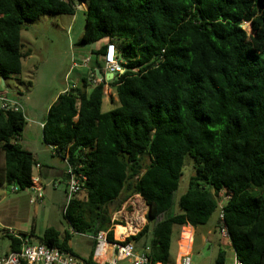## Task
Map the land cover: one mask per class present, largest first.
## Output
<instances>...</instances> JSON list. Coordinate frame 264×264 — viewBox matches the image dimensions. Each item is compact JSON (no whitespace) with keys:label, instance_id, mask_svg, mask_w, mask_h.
Segmentation results:
<instances>
[{"label":"trees","instance_id":"obj_1","mask_svg":"<svg viewBox=\"0 0 264 264\" xmlns=\"http://www.w3.org/2000/svg\"><path fill=\"white\" fill-rule=\"evenodd\" d=\"M81 4L77 44L113 42L123 72L97 84L82 78L47 111L44 143L84 178L62 211L69 229L105 231L112 241L118 222L110 209L139 195L146 223L125 241L147 248L152 264H169L174 228L206 224L223 191L235 257L264 264V0H0V77L21 73L26 22L74 15ZM105 83L118 102L108 111L101 109ZM25 123L21 111L0 109V184L18 190L33 184L37 164L17 143ZM187 159L192 174L176 196ZM19 233L6 234L9 250L29 236ZM70 238L49 227L37 243L79 258ZM82 260L95 264L92 256ZM225 262L219 249L215 264Z\"/></svg>","mask_w":264,"mask_h":264},{"label":"rangeland","instance_id":"obj_2","mask_svg":"<svg viewBox=\"0 0 264 264\" xmlns=\"http://www.w3.org/2000/svg\"><path fill=\"white\" fill-rule=\"evenodd\" d=\"M83 5L81 4L77 8L74 15L43 14L35 22H26L25 28L21 31L20 40L24 45L23 49L26 48L28 50V53L24 52L27 56L22 58L20 74L8 77L3 83L0 78V93H3L6 98L21 104L22 113L27 122L29 121L28 111L33 113L38 112L54 95L57 88L72 85L78 74L80 75L83 72L81 68L72 65L73 61L78 63L82 59V51H87L90 46L94 47L98 44L97 42L88 45L77 44L85 23V5ZM242 27L247 31L249 30L248 23H244ZM68 69H70L71 73L64 78V73ZM104 94L106 102H103L101 106L102 111H108L118 106V102L114 105L108 102L109 98L115 97L112 88L104 89ZM21 139L28 140L23 142L20 140L22 147H31L40 150L43 167L51 164L57 170H66V163L59 156H53L51 154V147L46 149L42 139L40 143L24 138L23 136ZM191 167V161L187 159L184 164V175L180 179L176 196L180 195L186 189L187 177L192 174ZM33 174L36 175L35 169H33ZM57 179L55 178L56 184ZM1 185L2 189L6 192H10L13 186ZM47 187V189L52 188L51 185ZM61 188H63L62 185L59 189ZM22 192L24 190L20 193ZM43 201L44 207L42 208L43 205L41 203ZM42 202L31 206V210L35 209V207L38 208L33 221L34 233L36 235L42 233L44 225H50L61 232L67 230L68 225L62 217L61 211L52 208L49 198L47 200L43 198ZM145 212V204L139 195L130 196L119 207L113 206L110 209L111 219L113 222H118V224L113 225L114 238H120L116 234L120 225H126L130 222L135 226H139ZM218 214L219 209L210 216L206 224L196 227L197 233L194 234L190 252L191 264H215L220 248L226 251L225 264L232 263V248L226 246L228 244L226 239H222L219 233ZM214 228L216 231L208 235L212 242L206 243L204 240H201V235L206 236L207 231L210 229L214 230ZM172 241L174 243V238ZM8 244L9 237L4 233H0V250L7 249Z\"/></svg>","mask_w":264,"mask_h":264},{"label":"crops","instance_id":"obj_3","mask_svg":"<svg viewBox=\"0 0 264 264\" xmlns=\"http://www.w3.org/2000/svg\"><path fill=\"white\" fill-rule=\"evenodd\" d=\"M106 42H107V39L100 40L99 42H97L98 44L95 45L94 47L90 46L87 51L81 52L83 54V56H82V59L78 63L73 61L72 65L81 68V70H83V72L80 73V75L78 74L75 81L69 87L79 86L82 82V78L88 79V78H90V75H91L93 70L95 72L97 71L95 60H98L102 64V70H101V73H99V74L102 76V78H104L105 74L108 73L106 70H104V65H103V54L105 52ZM22 45H23V43H22ZM23 47H24V45H23ZM23 47H22V51L25 53H28V50L26 48L23 49ZM100 48H102V52H103L102 56L96 57L94 52ZM25 56H27V55L25 54ZM25 56H24V58H25ZM85 59H88V61L84 63ZM70 69H68L64 73V78H66L68 76V74L71 73ZM95 74L97 76V73H95ZM112 77L109 76L108 80H110ZM104 80L106 82L108 81L105 78H104ZM4 81L5 80L3 79V82ZM69 87L66 86V87H62V88L61 87L57 88L54 95L47 101V103L45 104V106H43V108L41 110H38V112L33 113V112L28 111L29 121L28 122L26 121L23 131L21 132L20 136L17 138L18 144H20V140H21V142L28 141V140L21 139L22 136L24 138H28L29 140L37 141L38 143H40L41 139L43 140V125L45 122L47 111H48L49 107L52 105V103L56 100L57 96L60 93L64 92ZM106 88L107 89L111 88L108 85V83H105V85H104V89H106ZM13 100H15V99H13ZM103 102H106L105 94H104V97L102 100V104H103ZM108 102L111 105H114L115 103H117L116 95L114 98H109ZM43 143H44V141H43ZM44 145H45L46 149L50 148L49 145H47L45 143H44ZM22 148L25 149L26 151L32 153V155L37 160V164L33 167V169L36 170V175L33 174L32 186L37 187V188L41 187L42 191H43V198H46V200L49 198L51 200L52 208H54L55 210H60L61 214H62V211L64 210L63 208L65 206V200H66L67 176L65 174V171L64 170H57L55 168V166L51 165V164L43 167V163H42L43 161L41 162V158H40L41 153H40L39 149L31 148V147H22ZM51 154L53 156H57L53 152H51ZM2 163H3V154L0 153V166L2 165ZM55 178H58L56 181L57 184L55 183ZM49 185H51L52 188L47 189L48 188L47 186H49ZM61 185L63 188L59 189ZM21 191L22 190L12 192L10 190V192H6L4 189H2V185L0 184V231H2L0 233H4L5 235L6 234H12L14 236L19 237L20 236L19 232H24V233L29 234V236L26 238L28 241H30L32 243H37L38 242L37 236L42 235V233L44 232V230L46 228H49L52 226L44 225L42 233H38L39 235H36V233H34L33 221L36 217V211L38 208L35 207V209L31 210V206L33 204H37V203L42 202V200L40 202H37V203H30L29 199H30V197H32L34 195V192H32L28 189H24V192L20 193ZM41 204L43 205L42 206V208H43L44 207V201ZM145 207H146V205H145ZM146 211H147V207H146ZM66 223H67V221H66ZM145 223H146L145 215H143L142 222L139 224V226L133 225L135 228V231L131 232V234L128 233V235H133V234L137 233ZM67 225H68V223H67ZM52 228H54V227H52ZM196 229L197 228H194L190 225L182 226L179 229L177 227L174 228L173 237H172V240L174 238V243L171 240V247H170V259H171V261L169 264H178L179 257L182 253H185V252L190 253L191 252L193 241H192L191 245H189V247L184 246V245L182 246L181 241L184 238H187L188 236H190L191 234L194 237V234L197 233ZM67 230L71 234V238L68 241V245H69L70 249L72 250V252L76 256H79V258H77V259L80 260L81 262H83L82 259H85V258L92 255L93 246H94L93 236L90 234L73 233L69 229V225H68ZM214 231H216L215 228H214V230L213 229L208 230L206 233V236L201 235V240H204L206 243L212 242V240L210 239V237H208V235ZM116 234H117V232H116ZM35 241H37V242H35ZM9 243H10V241H9ZM226 246L231 247V244H226ZM220 249H222V248H220ZM135 250L137 252H140V250H138V249H135ZM8 251H9V244H8L7 249H4L2 251L0 250V256L7 253ZM232 253H233V257H234L233 249H232ZM112 257H113L112 252L109 249L107 252V255H105L103 258H109L110 259ZM126 263H127V260H118V264H126ZM158 264H161V263H158Z\"/></svg>","mask_w":264,"mask_h":264},{"label":"built area","instance_id":"obj_4","mask_svg":"<svg viewBox=\"0 0 264 264\" xmlns=\"http://www.w3.org/2000/svg\"><path fill=\"white\" fill-rule=\"evenodd\" d=\"M80 5H77V8ZM88 59L84 60V63ZM103 65L104 70L112 73L113 75L118 72H123L121 61L117 58V48L113 42H108L106 44L105 52L103 54ZM92 84H97L102 79L98 78L96 75L91 74L88 78ZM0 109L11 110V111H21L22 106L20 103L12 101L6 98L3 93H0ZM66 170L65 174L67 176L66 181V200L65 206L69 201L83 190V176L76 175L73 168L65 161ZM32 192L34 195L30 197V203L40 202L43 198L42 188L30 186L26 188ZM12 192L18 191V187L13 185L11 187ZM228 195L223 191L220 194V199L218 201L219 214H218V225L219 233L222 239H226L227 243L230 244V237L227 230V226L224 221L222 206L227 200ZM64 206V208H65ZM129 236L125 233L122 238H114V240L109 241L107 239V233L105 231H99L93 236L94 246L92 251V261L95 264H118V260H127L126 264H152L150 258L145 254L147 248L144 251L137 252L134 248L132 242H126L125 238ZM193 241V235H190V245ZM111 250L112 258H103L107 255L108 250ZM234 252V251H233ZM0 264H86L81 262L73 255L61 251L57 247L47 246L43 243H32L27 239L22 240L21 246L17 250H9L7 253L0 256ZM178 264H191L190 253H182L179 257ZM231 264H243L240 260L233 257Z\"/></svg>","mask_w":264,"mask_h":264},{"label":"bare ground","instance_id":"obj_5","mask_svg":"<svg viewBox=\"0 0 264 264\" xmlns=\"http://www.w3.org/2000/svg\"><path fill=\"white\" fill-rule=\"evenodd\" d=\"M135 226V225H134ZM133 224L128 222L126 225H120L118 227V230L116 231L117 232V236L122 238L124 236L125 233H131V232H134L135 231V228H134ZM137 226V225H136ZM181 244L182 246H187L189 247L190 245V236H188L187 238H184L182 241H181Z\"/></svg>","mask_w":264,"mask_h":264},{"label":"water","instance_id":"obj_6","mask_svg":"<svg viewBox=\"0 0 264 264\" xmlns=\"http://www.w3.org/2000/svg\"><path fill=\"white\" fill-rule=\"evenodd\" d=\"M96 73H97L98 78L102 79V76L99 74L98 70L96 71ZM109 76L112 77L113 74L110 73V72H108L107 74H105L104 78H105L106 80H108V79H109ZM1 80H2V83H3V78H1Z\"/></svg>","mask_w":264,"mask_h":264}]
</instances>
